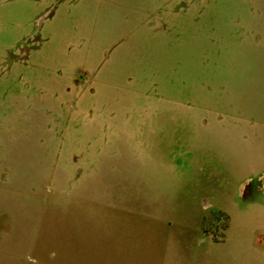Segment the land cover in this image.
Here are the masks:
<instances>
[{"label": "rangeland", "instance_id": "1", "mask_svg": "<svg viewBox=\"0 0 264 264\" xmlns=\"http://www.w3.org/2000/svg\"><path fill=\"white\" fill-rule=\"evenodd\" d=\"M0 162L25 264H264V0H0Z\"/></svg>", "mask_w": 264, "mask_h": 264}, {"label": "crops", "instance_id": "2", "mask_svg": "<svg viewBox=\"0 0 264 264\" xmlns=\"http://www.w3.org/2000/svg\"><path fill=\"white\" fill-rule=\"evenodd\" d=\"M4 166V162H0ZM6 166V165H5ZM6 172L0 171V183L7 184L3 177ZM0 191V247H5L11 264H25V196ZM18 240L9 241L12 236ZM56 247V246H54Z\"/></svg>", "mask_w": 264, "mask_h": 264}]
</instances>
